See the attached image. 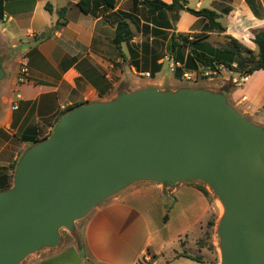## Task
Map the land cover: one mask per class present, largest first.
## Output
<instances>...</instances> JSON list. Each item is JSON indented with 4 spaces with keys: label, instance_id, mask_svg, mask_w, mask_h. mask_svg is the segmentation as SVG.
Wrapping results in <instances>:
<instances>
[{
    "label": "crops",
    "instance_id": "1",
    "mask_svg": "<svg viewBox=\"0 0 264 264\" xmlns=\"http://www.w3.org/2000/svg\"><path fill=\"white\" fill-rule=\"evenodd\" d=\"M2 1L0 64L5 78L0 81V169L9 167L32 146L48 138L70 107L110 100L117 87L115 78L124 77L119 66L122 61L129 62V69L139 78L140 74H150L141 61L144 41L139 45L133 39L129 46L125 44L128 50L123 48L122 54L114 45L119 13L127 15L132 34L131 24L142 29V24L150 23L159 34L171 31L191 40L205 38L214 48L227 47L228 37H232L255 51V33L264 29V0H187L191 10L217 13L223 33L211 31L207 19L187 11L179 14L173 30L157 26L147 13L150 20L144 22L137 15L145 11L141 0H115L114 10H106L93 0L91 14L80 10V0ZM63 9L66 25L56 27ZM166 15L171 22L169 13ZM23 60L28 62L29 76L20 83ZM163 62L159 59L157 63ZM157 70L155 80L162 66H157ZM262 86L264 70L246 78L228 95L234 108L260 126H264V118L258 116L264 108V102H259ZM3 181L6 179L0 178V188L6 186ZM209 209L208 199L186 183L167 190L160 184L139 182L85 218L82 251L75 242L59 244L29 256L21 264H143L150 260L149 251L155 257L151 264L180 260L200 264L202 260L197 262L181 254L192 256L184 249L194 242L193 232L201 230L208 221Z\"/></svg>",
    "mask_w": 264,
    "mask_h": 264
},
{
    "label": "water",
    "instance_id": "2",
    "mask_svg": "<svg viewBox=\"0 0 264 264\" xmlns=\"http://www.w3.org/2000/svg\"><path fill=\"white\" fill-rule=\"evenodd\" d=\"M5 71L0 64V81ZM221 92L146 88L69 111L0 191V264L55 248L99 205L139 182L200 181L223 206L221 264H264V126Z\"/></svg>",
    "mask_w": 264,
    "mask_h": 264
},
{
    "label": "rangeland",
    "instance_id": "3",
    "mask_svg": "<svg viewBox=\"0 0 264 264\" xmlns=\"http://www.w3.org/2000/svg\"><path fill=\"white\" fill-rule=\"evenodd\" d=\"M145 13L146 12L143 11L137 15L140 16V19L143 20L144 22H149L150 18H147ZM166 18H168L167 15ZM171 23L173 24L175 23L172 21V18H171ZM149 24L146 23L142 24V26H144L142 29L137 27V25L135 26V24L134 25L131 24V25H132V30L134 31V34H132V41L134 39L136 44L139 45L141 44V42L143 41L145 42L142 50L143 60L141 61L144 63L143 64L144 67H147L149 69L148 72H150L151 77L150 78L137 77L135 74H133L132 70L129 69L130 67L129 62L122 61V63L119 66H120V70L123 71L124 77L118 76L117 78H115V81L117 82V87L113 89L111 99L105 102L114 100L118 95H120L123 92L130 93L152 87L162 91H172V92H175L180 89L209 90L212 92H221L222 90L229 89L230 91L238 86H241L246 80V78L242 76L243 71H246L248 67L252 65V63L244 65L242 68L243 71L241 70V67L235 64L233 69L219 68L220 70L219 73L216 72L215 74H211L210 73L211 71L199 67L197 70H190L182 75L181 72L178 71V69L182 68V66L176 68L175 71L172 72L170 65L173 60H171V57L174 58L173 55L175 54L174 52L171 51V46H172L171 36L174 33L171 31H166V32L163 31L162 33L159 34V32H157ZM173 24H171L170 30H173ZM140 30L142 31V33L140 32ZM213 43L220 46V44H217V41ZM132 44L135 45V43L133 42ZM123 48L125 49V51L128 50L125 44L123 45ZM183 54L185 58H187L189 56V49H183ZM165 57L167 58L165 59ZM159 59L164 60L163 65H159L157 63ZM242 59L248 60L249 55L243 54ZM157 66H162V72L157 76V80H155L156 75L153 74V70L157 68ZM150 67L153 68L150 70ZM186 75H188V77H186ZM262 81L263 80H260V83ZM141 84H143V86L145 85L147 86L140 87ZM259 100H260L259 101L260 104L264 102V86H262V88L260 89ZM258 116L264 118V108H262ZM21 158H19L16 162L11 164L9 167L5 169L4 168L0 169L2 170L0 171V178L6 179V182L4 181L3 182L5 185H8L9 188H11L13 185L15 172ZM186 184L195 187L200 186L201 188L206 190V192H208V201L210 203V209H209L208 221L204 222L201 225V230L199 231L197 230L193 232L194 242L192 240L185 247L184 251H186L189 255L199 257L203 261L200 264H211V261L220 264L221 254H220V238L218 235V226L220 223V219L223 215V206L219 198L214 194V192L209 188L207 184L200 181L186 182ZM85 222L86 219L78 221L75 225L74 232H71L66 229H61V240L59 244L61 245V244L75 242L79 246H81L83 242ZM209 222H214V226L208 227ZM200 243L202 245H200ZM148 254L150 256V260H145L143 264H151L152 261L155 260V257L152 255L150 251L148 252ZM173 264H198V263H194V262L192 263L187 260H180L173 262Z\"/></svg>",
    "mask_w": 264,
    "mask_h": 264
},
{
    "label": "trees",
    "instance_id": "4",
    "mask_svg": "<svg viewBox=\"0 0 264 264\" xmlns=\"http://www.w3.org/2000/svg\"><path fill=\"white\" fill-rule=\"evenodd\" d=\"M99 6L105 8L106 10H114L116 7L115 0H97ZM92 2L93 0H80L78 2V7L85 14L92 13ZM141 5L144 7L147 15L152 18L155 24L161 26V28L171 29V22L166 18V14L171 15L172 21L176 22L179 14L182 11H187L197 17H203L207 19L209 24V29L211 31H216L223 33L225 32L224 27L219 22V15L210 10L194 11L188 8L187 0H173L171 4H166L160 0H141ZM66 10L63 9L59 12V18L61 21L57 23L56 27H61L66 25ZM121 20L119 21L114 37V45L122 54V49L124 44H129L132 41V33L129 30V24L127 23V15L124 13H119ZM3 17V1L0 0V19ZM158 20H165L163 23H159ZM205 38L191 40L187 36H175L171 38V51L175 53L176 58L175 63H180L182 68L178 71L181 74H185L190 70H197L199 67L203 69L219 73V68H229L233 69L234 65L237 64L241 67L243 71V66L252 63L246 71H243L242 76L248 78L257 71L264 70V29L255 33V38L253 40L256 50L252 51L246 48L243 44L232 37H228L229 45L224 48H214L207 44L204 40ZM183 49H189V56L185 58L183 54ZM243 54L249 55V59H242ZM242 57V58H241ZM138 66V62H134ZM184 69V70H183ZM157 68L153 71L156 73ZM74 107H70L67 111H71ZM65 115V114H64ZM63 115V116H64ZM192 186V185H190ZM195 187V186H193ZM205 198L208 199V192L196 186ZM9 186L6 185L1 187L0 190H7ZM167 220V218H165ZM214 222H209L208 227H213ZM202 243V242H201ZM200 243V245H202ZM82 251V248L80 246ZM181 257L189 258L197 262H201L199 257L188 256L186 254H181ZM87 264H90L87 262Z\"/></svg>",
    "mask_w": 264,
    "mask_h": 264
},
{
    "label": "built area",
    "instance_id": "5",
    "mask_svg": "<svg viewBox=\"0 0 264 264\" xmlns=\"http://www.w3.org/2000/svg\"><path fill=\"white\" fill-rule=\"evenodd\" d=\"M178 67H181V65L178 63H175L174 61L171 62L170 68H171L172 72H174L175 69ZM210 73L215 74L216 72L211 71ZM136 75H139V74L136 73ZM28 76H29L28 62H27V60H23L22 64H21L19 76H18L19 82L23 83V82L27 81ZM140 76L149 78L150 74H140ZM186 77H188V75H186Z\"/></svg>",
    "mask_w": 264,
    "mask_h": 264
}]
</instances>
